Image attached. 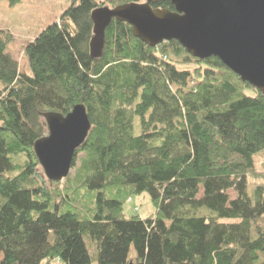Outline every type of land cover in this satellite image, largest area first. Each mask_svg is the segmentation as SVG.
Masks as SVG:
<instances>
[{"label":"trees","instance_id":"trees-1","mask_svg":"<svg viewBox=\"0 0 264 264\" xmlns=\"http://www.w3.org/2000/svg\"><path fill=\"white\" fill-rule=\"evenodd\" d=\"M143 1L75 0L24 44L32 75L0 29V264H264V94L117 19L94 58L93 11ZM78 104L93 127L50 180L34 146L45 114ZM145 192L156 213L127 216Z\"/></svg>","mask_w":264,"mask_h":264},{"label":"water","instance_id":"water-1","mask_svg":"<svg viewBox=\"0 0 264 264\" xmlns=\"http://www.w3.org/2000/svg\"><path fill=\"white\" fill-rule=\"evenodd\" d=\"M159 1L95 9L91 55L102 56L106 28L117 19L129 23L133 34L150 46L177 40L194 57L220 58L264 94V0H168L174 10L154 7ZM45 118L49 132L35 142V152L48 179L61 181L93 124L84 104L66 115L48 112Z\"/></svg>","mask_w":264,"mask_h":264},{"label":"rangeland","instance_id":"rangeland-1","mask_svg":"<svg viewBox=\"0 0 264 264\" xmlns=\"http://www.w3.org/2000/svg\"><path fill=\"white\" fill-rule=\"evenodd\" d=\"M74 1L21 0L15 5L10 4L8 0L0 1V29L8 28L13 32L15 37L9 45V51L19 62L23 72L32 75L29 59L24 54V44L33 40L47 26L54 23ZM136 126L139 128L138 125ZM230 193L233 197L236 196L233 190ZM156 211L157 208L146 192L133 195L131 200L124 204V213L127 216L138 214L146 218L154 215ZM1 259L2 255L0 256Z\"/></svg>","mask_w":264,"mask_h":264}]
</instances>
